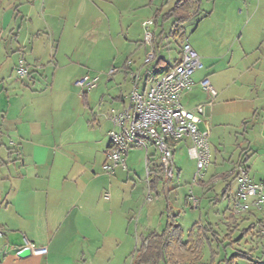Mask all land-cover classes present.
<instances>
[{
	"label": "crops",
	"instance_id": "crops-1",
	"mask_svg": "<svg viewBox=\"0 0 264 264\" xmlns=\"http://www.w3.org/2000/svg\"><path fill=\"white\" fill-rule=\"evenodd\" d=\"M177 1L9 0L7 24L1 21L0 10V264H138V252L147 237L164 229L168 209L178 216L179 224L170 203L176 187L163 179L153 147L148 148L150 153L132 149L125 158V170L118 167L109 175L103 169L107 133L112 128L110 112L127 104L131 73H144V57L153 47L157 53L153 68L166 70L165 63H174L185 38L183 24L199 14L203 1L212 0H192L188 10L192 16L180 25L181 37L174 34L175 19L165 17ZM241 2L246 12L239 18V25L245 24L239 29L227 2L213 6L203 20L209 32H216L213 36L226 38L218 57L226 59L221 81L212 82L217 99L213 116L217 115L216 121H236L243 147L236 145L228 159L222 158L230 166L228 171L214 169L209 178L195 182L196 192H191L200 200L197 210L203 208L204 213L197 220L187 217L194 221L186 230L179 224L184 239L197 224L210 227L220 239L235 227L234 240L241 230L262 220L253 209L248 215L232 212L238 185L234 171L242 152L250 178L255 182L264 179V0ZM217 12L221 17L214 28L211 22ZM149 19L154 20L150 28L153 46L144 42L142 24ZM194 48L200 63L209 65L211 56L198 45ZM20 61L30 69L24 80L15 75ZM111 69L115 73L110 76ZM202 69L201 63L193 77L195 85L181 103L187 110L204 105V117L209 120L210 99L199 86L208 78L198 73ZM84 75L98 78L95 92L85 89L80 93L74 87ZM118 85L128 89L124 95L122 90L114 91ZM186 97L197 102L186 108ZM203 131L210 140V129ZM187 146V141L175 145L173 157L180 147L186 153ZM209 147L210 165L216 149L210 142ZM147 168L151 179L160 177L151 188ZM176 172L179 175L177 167ZM233 182L236 187L231 194ZM148 187L151 202L145 201ZM187 195L181 200L183 212L196 210L188 205ZM222 203L224 207L218 209ZM253 227L231 248H238L235 253L251 250L245 262L264 264V238L256 241ZM202 241L197 264H217L222 250L209 234ZM30 245L47 252L33 255ZM210 249L215 255L212 263Z\"/></svg>",
	"mask_w": 264,
	"mask_h": 264
},
{
	"label": "built area",
	"instance_id": "built-area-1",
	"mask_svg": "<svg viewBox=\"0 0 264 264\" xmlns=\"http://www.w3.org/2000/svg\"><path fill=\"white\" fill-rule=\"evenodd\" d=\"M154 20L143 22L144 42L153 46ZM157 53L153 47L144 57V73H131V90L127 95V104L119 111L110 112L111 130L107 133L109 147L106 154L104 171L112 175L118 167L125 170V158L134 148L147 152L153 147L160 164L162 177L170 181L175 173L173 163L174 146L181 142H188L186 154L195 162L196 172L194 183L201 179V171L210 163L209 133L200 131L198 125L204 116V105H196L192 110L183 107V95L195 84L194 74L201 68L200 58L188 44L187 39L180 42L179 56L174 64L153 68ZM115 73L111 69L109 75ZM18 79L24 80L30 76L29 67L20 61L15 68ZM98 78L84 75L73 85L80 93L85 89L97 87ZM200 88L206 92L212 101L216 92L208 78L199 82ZM210 105V102L208 103ZM148 161V156L147 159ZM237 190L233 196L232 212L235 216L248 215L250 209L260 214L262 220L254 228V234L264 238V179L253 181L243 166L235 168ZM148 174V168H147ZM146 202L152 197L148 187ZM186 201L192 209H198L200 200L193 193L186 196ZM33 255L44 256L46 248L29 246Z\"/></svg>",
	"mask_w": 264,
	"mask_h": 264
},
{
	"label": "rangeland",
	"instance_id": "rangeland-1",
	"mask_svg": "<svg viewBox=\"0 0 264 264\" xmlns=\"http://www.w3.org/2000/svg\"><path fill=\"white\" fill-rule=\"evenodd\" d=\"M226 2L228 3V10H229L230 15L234 18V21H236V25L238 24L237 25L238 29L240 25L241 27H243L245 24L244 22H242L239 25L240 23L239 18H243L244 13L246 11L244 10L241 0H212L211 2L203 1L199 14H197L196 16H193L188 22L184 23L182 26L183 31H184V37L187 38V42L189 41L188 44L192 48H194V46H197V45L200 46L203 51L207 52L211 56L209 65H206L205 62L201 60V63L203 64L205 69H202L200 70V72H198L199 74L203 73L205 75H208V79H209L211 86L213 85L212 84L213 80L221 81V73H222L221 70H222V67L226 64V59L223 61L220 58H218L219 56L222 55L223 50L225 49V48L223 49L222 44H221L222 39H224V36L222 35V39L217 34L216 36H213V34L216 32L208 31L210 29V26L207 21L203 20V16L207 15L212 10L213 6L215 8H219L221 3L225 4ZM0 10L3 14V19L1 21L4 22V24L9 23V0H0ZM239 11L242 12L240 16H238ZM215 16H217V19H214L213 22H211L213 23L214 28H216L219 25V22H220L219 17H221L220 13L218 12ZM199 23H200L199 29L197 33L194 34L195 32L194 28H196V26ZM230 32H233L232 29L229 30V34ZM238 35H239V31H237L235 37L233 38V41H236V38ZM190 37L191 39H189ZM224 40H226V38ZM231 44L226 48L225 54L227 51L230 50ZM231 51H234V49H232ZM198 56L200 57V55ZM165 64L168 66H171L174 63L172 61L171 62L169 61ZM227 81H228V78L224 82L222 80V83L225 84ZM102 88L104 89V87ZM102 88L100 90L101 94L103 93ZM212 88L214 87L212 86ZM96 89L97 87L94 88L92 92H95ZM119 90H122V95H124V92H127L128 89L126 87L125 89H122V86L118 85L117 89L115 88L114 91L118 92ZM201 91L203 90L201 89ZM190 102L195 103L197 102V100L194 97L192 98L190 97V99L186 97L183 99V104L186 108H188ZM209 102L211 103L210 105L211 107L208 108V111L210 110V113H211L210 117L212 118L208 120L203 116L201 118L202 123L198 126V129L201 131L206 130L207 128L210 129L209 142L211 144V148L213 150L215 148L216 150H214L213 152V158L211 159V164L208 165L206 170H203L200 173L201 178L203 179H206L207 177L209 178L214 173V169L216 172H219V173L228 171L230 166L228 162L223 163L222 158L228 159V157L226 156H230L231 154H233V150L234 148H236V145L240 144V147L241 148L243 147V140H242V137L239 136L238 134L239 131L237 130L238 125H236V121L234 119H231V120L229 119V121H216L214 118L217 117V115L213 116L214 115L213 112H214L215 105H217V99H213L212 101H209ZM206 123L208 125L207 128L204 125ZM219 124H222V125H219ZM235 139L237 140V144H235L236 142ZM148 152L150 153L151 150H148ZM156 156L158 157L157 154ZM173 163L175 167V173H174L173 178L169 181V184H170L169 186L170 187L175 186L176 188L172 190L170 193L171 194L170 203H172L171 206L173 208V211L179 215V224L186 230L192 225L194 221L193 220L192 222H190L187 217H195L197 220L198 215H203L204 210L203 208H200L199 210L188 209L185 212H183L182 206H181L182 196L185 193L189 194L191 191L193 193L196 192V189L194 187V185L196 184L193 181L196 170L194 169L193 162L191 161V159L187 157L185 151L181 147L176 150L175 155L173 157ZM150 167H151V163H150ZM176 167L178 168L180 172L178 173L179 175L176 174L177 173ZM235 187H236V183L233 182L231 186V190H230L231 194L234 193ZM154 195L155 193L153 192V195H152L153 198H154ZM223 207H224V204L222 203L218 206V209H222ZM239 245L242 246V244H239ZM236 250H238L237 247L231 248L229 249V253L233 254L235 253ZM238 261L239 262L237 264H252V263H248L247 261L245 262V260L243 259L238 260Z\"/></svg>",
	"mask_w": 264,
	"mask_h": 264
},
{
	"label": "trees",
	"instance_id": "trees-1",
	"mask_svg": "<svg viewBox=\"0 0 264 264\" xmlns=\"http://www.w3.org/2000/svg\"><path fill=\"white\" fill-rule=\"evenodd\" d=\"M192 4V0H178L173 8L166 14L165 17L175 19L173 26L175 29L174 34L176 36L181 37L180 25L192 16L191 14H188V10L191 8ZM242 153L243 155H241L239 166L245 167L246 154H244V152ZM148 177L150 188L157 179H160V177L157 176H154V179H151L150 173H148ZM166 212L164 229L158 235H150L147 237L146 244L142 245L138 252V264H197L200 262L201 258L200 249L204 243L202 239H205L207 234L210 235L211 241L216 243V248L222 250V258L217 264H236L238 260L248 259L251 250L228 255L227 249L231 248L234 244L239 243L250 234V229H252L253 226L241 230L238 238L233 240L232 235L236 232L235 227L228 230L220 239L210 227H201L196 224L190 229L184 239V233L180 225L176 222L178 216L172 214L169 209ZM258 223L259 222H257V224ZM256 225L253 228H256ZM194 229H196L195 233ZM253 236L256 241L261 240V237H258L255 234ZM209 254L210 262L212 263L215 255L211 249Z\"/></svg>",
	"mask_w": 264,
	"mask_h": 264
}]
</instances>
